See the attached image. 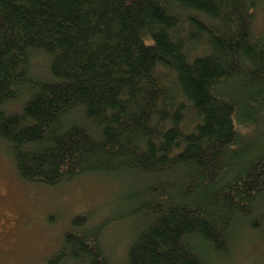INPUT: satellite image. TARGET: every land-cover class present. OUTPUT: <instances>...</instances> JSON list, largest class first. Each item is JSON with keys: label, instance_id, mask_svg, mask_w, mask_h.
I'll return each mask as SVG.
<instances>
[{"label": "trees", "instance_id": "trees-1", "mask_svg": "<svg viewBox=\"0 0 264 264\" xmlns=\"http://www.w3.org/2000/svg\"><path fill=\"white\" fill-rule=\"evenodd\" d=\"M259 1L0 0V141L18 176L130 177L125 264H212L244 229L264 242V140L237 129L264 114ZM84 219L45 264H108Z\"/></svg>", "mask_w": 264, "mask_h": 264}, {"label": "rangeland", "instance_id": "rangeland-1", "mask_svg": "<svg viewBox=\"0 0 264 264\" xmlns=\"http://www.w3.org/2000/svg\"><path fill=\"white\" fill-rule=\"evenodd\" d=\"M253 31L264 35V0L255 8ZM33 59L31 74L47 77V58L37 54ZM20 105L17 100L7 107L18 111ZM261 117L256 127L245 122L236 123L237 129L262 143L264 114ZM131 181L126 175L113 174L83 175L55 186L26 181L18 176L8 145L0 141V264H45L60 247L75 215L85 216L80 230H97L108 264H125L139 227L126 200ZM236 240L230 255L214 258L212 264H264V242L258 232L244 229Z\"/></svg>", "mask_w": 264, "mask_h": 264}]
</instances>
